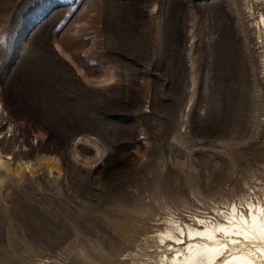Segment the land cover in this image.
<instances>
[{
    "label": "rangeland",
    "instance_id": "obj_1",
    "mask_svg": "<svg viewBox=\"0 0 264 264\" xmlns=\"http://www.w3.org/2000/svg\"><path fill=\"white\" fill-rule=\"evenodd\" d=\"M262 16L0 0V264H159L167 220L263 202Z\"/></svg>",
    "mask_w": 264,
    "mask_h": 264
},
{
    "label": "bare ground",
    "instance_id": "obj_2",
    "mask_svg": "<svg viewBox=\"0 0 264 264\" xmlns=\"http://www.w3.org/2000/svg\"><path fill=\"white\" fill-rule=\"evenodd\" d=\"M239 205L232 201L220 211L222 222L198 218L191 226L167 220L152 237L164 248L159 264H264V201ZM142 254L151 257L146 249Z\"/></svg>",
    "mask_w": 264,
    "mask_h": 264
}]
</instances>
